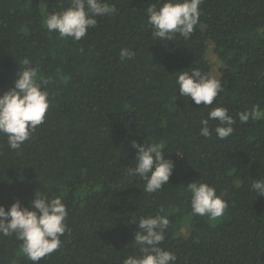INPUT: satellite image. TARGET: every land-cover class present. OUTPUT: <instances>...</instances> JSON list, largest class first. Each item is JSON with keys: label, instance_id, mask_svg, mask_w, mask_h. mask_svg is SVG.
<instances>
[{"label": "trees", "instance_id": "obj_1", "mask_svg": "<svg viewBox=\"0 0 264 264\" xmlns=\"http://www.w3.org/2000/svg\"><path fill=\"white\" fill-rule=\"evenodd\" d=\"M106 2L117 13L73 42L44 27L45 13L68 0H0V92L14 87L25 61L51 81L44 122L22 148L9 150L0 134V205L27 207L35 191L66 204L62 246L39 264H123L139 254L132 221L156 214L169 218L160 246L176 253L175 264H264V197L250 189L264 179V120L241 124L237 115L264 110V0H203L190 39L171 41L153 39L147 24L143 10L158 0ZM210 46L224 90L206 107L180 96L175 80L190 68L211 76ZM125 47L132 60H120ZM215 106L236 119L223 140L199 134ZM133 140L163 142L174 164L156 193L125 173ZM196 181L227 201L221 218L191 215L187 187ZM21 244L0 235V264H32Z\"/></svg>", "mask_w": 264, "mask_h": 264}, {"label": "clouds", "instance_id": "obj_2", "mask_svg": "<svg viewBox=\"0 0 264 264\" xmlns=\"http://www.w3.org/2000/svg\"><path fill=\"white\" fill-rule=\"evenodd\" d=\"M203 0H158L149 4L143 11L151 35L155 40H173L177 35L190 39L201 14ZM117 13L114 4L106 0H68V6L45 13L44 27L49 33L56 32L60 38H70L78 42L88 35V30L97 26V17L113 16ZM83 51V49H81ZM120 60H132L135 52L122 48ZM177 93L188 97L195 105L211 106L218 94L224 90L221 80L203 73L199 69H188L176 73ZM51 83L28 61L17 73L14 87L0 92V134L7 139L9 150H20L31 138L37 126L44 122L50 107L48 86ZM241 124L264 120V110L259 105L239 112ZM217 121L210 128L209 121ZM236 119L222 106L211 107L207 118L201 121L200 136L210 138L213 132L217 139H226L234 132ZM135 156L133 166L125 168L129 177L144 181L143 191L156 193L167 185L173 174L174 164L166 158L163 142H150L141 145L131 142ZM251 191L257 197H264V179H253ZM190 193L191 215L207 217L211 221L221 218L228 203L215 187L207 182H194L187 187ZM34 200L25 207L18 199L6 210L0 205V235L15 236L22 242L21 251L32 264H39L48 254L62 246L61 237L67 230L68 211L62 198H50L47 193L34 192ZM132 222L137 223L139 231L134 235L133 246L139 254L128 255L123 264H175L177 256L162 248L169 218L156 214L140 216Z\"/></svg>", "mask_w": 264, "mask_h": 264}, {"label": "rangeland", "instance_id": "obj_3", "mask_svg": "<svg viewBox=\"0 0 264 264\" xmlns=\"http://www.w3.org/2000/svg\"><path fill=\"white\" fill-rule=\"evenodd\" d=\"M207 59L211 64L212 71H211V76L215 77L217 79H220L221 77V70L223 69V64L222 62L217 58V56L213 52L212 46H210L208 52H207ZM189 230L188 228H185L183 235L188 236ZM22 260H25L24 257ZM24 262V261H23ZM16 264H21L20 262H17Z\"/></svg>", "mask_w": 264, "mask_h": 264}]
</instances>
